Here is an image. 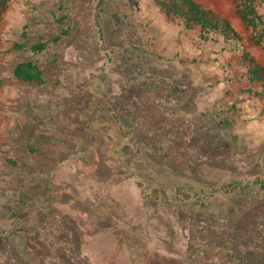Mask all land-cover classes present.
Masks as SVG:
<instances>
[{
  "label": "rangeland",
  "instance_id": "374dc122",
  "mask_svg": "<svg viewBox=\"0 0 264 264\" xmlns=\"http://www.w3.org/2000/svg\"><path fill=\"white\" fill-rule=\"evenodd\" d=\"M194 1L240 46L202 41L164 13L169 0L9 1L0 264H264V208L253 213L264 198V88L244 57L264 69V0H253L254 31L236 0ZM35 43L45 52H30ZM27 60L42 84L13 77ZM180 217L207 239L190 241Z\"/></svg>",
  "mask_w": 264,
  "mask_h": 264
},
{
  "label": "trees",
  "instance_id": "16d2710c",
  "mask_svg": "<svg viewBox=\"0 0 264 264\" xmlns=\"http://www.w3.org/2000/svg\"><path fill=\"white\" fill-rule=\"evenodd\" d=\"M10 0H0V19L1 15L5 11ZM238 2V13L241 20L246 27L251 28L252 31L256 30L261 24V18L255 12L253 6V0H236ZM161 7L164 13L173 17H180L183 21V27L186 30L198 27L199 38L202 41H210L217 43L218 39L222 38L224 44L230 48H237L240 46L241 40L238 34L233 30L230 23L216 15L211 10L203 9L194 0H169L168 4L161 3ZM68 35L66 30H61L60 34L54 37L51 42L56 43L61 38ZM259 44L260 41L257 39L254 42ZM18 49H23V46L18 45ZM47 49L46 43H35L29 47V51L33 54H41ZM245 60L249 63L247 68V75L250 82H258L264 88V69L257 64L253 59L248 57V54L244 52ZM13 77L23 83H34L42 84L45 80V72L36 64L33 60H27L20 62L13 68ZM30 152H34L33 149L28 148ZM261 183V182H259ZM262 184V183H261ZM220 189L229 192V189H236L235 184L222 186ZM160 193L165 197V193L162 191L155 190V193ZM183 198L186 200L189 198L188 195H184ZM264 208V198L259 204L253 208V213ZM252 213L253 217L255 214ZM255 218V217H253ZM180 221L184 223V229L188 230V238L190 241L201 237V239H207L209 236L206 231H198L194 228V224L191 223L186 217H180ZM249 223H253L251 218ZM210 249V248H208ZM210 255L206 253L205 259H210Z\"/></svg>",
  "mask_w": 264,
  "mask_h": 264
}]
</instances>
